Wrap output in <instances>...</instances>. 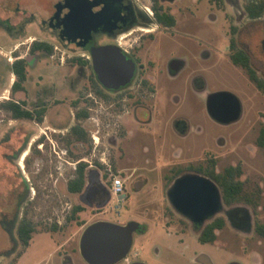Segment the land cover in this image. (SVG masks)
Wrapping results in <instances>:
<instances>
[{
	"label": "rangeland",
	"instance_id": "374dc122",
	"mask_svg": "<svg viewBox=\"0 0 264 264\" xmlns=\"http://www.w3.org/2000/svg\"><path fill=\"white\" fill-rule=\"evenodd\" d=\"M53 2L0 0V20L11 26L18 25L30 12L35 16L34 24L28 26L21 37L14 38L0 27V219H7V211L14 205L16 224L25 218L35 227L30 243L20 257L17 254L22 245L16 231V249L7 256L10 259L16 257V264H60L56 248L59 247L60 251L76 250L83 229L95 220L124 224L129 219L144 220L148 216L150 224L156 223L152 228L163 230L164 219L160 217L163 205L156 201L157 191L148 193V190L158 186L160 181H167L162 178L167 164L174 162L171 164L174 167L185 165L182 154L185 149L191 148L187 157L199 159L203 145L215 144L216 137L227 131L226 127L217 126L211 120L203 95L195 101H187L180 108L170 106L163 111L165 118L172 113H181L190 120L193 129L188 137L170 134L167 142L166 137L157 138L158 133L141 131L132 136L128 130L135 131L137 125L130 116L125 123L123 112L129 107H120L121 93L104 91L110 97L104 101L91 87L89 67L70 61L74 56L87 55V52L59 41L50 32L38 31L37 19L51 9ZM223 3V7H219L216 0H208L207 3V20L202 32L209 51L221 41H228L232 32L234 9ZM243 23L237 26V40L250 46L254 66L264 80V16L245 25ZM35 38L52 43V53H30L29 46ZM125 39L121 42L126 47ZM19 57L28 61L25 88L48 106L42 122L13 119L11 112L3 107L8 99L27 98L22 91L10 92L15 79L10 65ZM206 79L207 92L230 91L242 99L241 119L228 129L225 146L213 149L219 156V165L240 162L249 185L261 187L257 210L259 217L264 219V152L253 143L264 122V93L225 65L208 68ZM113 102L115 106H111ZM33 103L28 104L27 101V106L32 107ZM82 110H86L88 116L78 120L74 114ZM75 123H79L86 133L82 140H78L71 131ZM199 126L203 132L194 129ZM24 149L26 153L22 157ZM180 153L182 157H179ZM84 160L97 166V169L92 168L95 172L89 170L91 189L88 192L84 186L81 192H70L68 180L74 177L77 162ZM124 167L127 171L119 176L124 180L125 200L118 204L107 189L94 182L95 173L97 171V176L108 188L111 181L108 168L118 174L116 170ZM73 205H81L83 210L69 219ZM156 238L157 245L162 248L172 242L162 234H157ZM10 245L0 225V253L8 250ZM230 245L234 248L248 245L264 251V238L239 235ZM238 256L237 252L228 254V258ZM3 260L0 256V264H4ZM83 262L80 254L75 256L76 264Z\"/></svg>",
	"mask_w": 264,
	"mask_h": 264
},
{
	"label": "flooded vegetation",
	"instance_id": "af4514ba",
	"mask_svg": "<svg viewBox=\"0 0 264 264\" xmlns=\"http://www.w3.org/2000/svg\"><path fill=\"white\" fill-rule=\"evenodd\" d=\"M247 1L216 0L219 7L224 6L223 2L233 7L232 14L235 21L228 41L225 43L221 41L210 51L202 32L207 20L208 0H76L73 9L78 12V17L72 27L80 30L70 36L62 33L66 27L64 16L70 11L65 0H54L51 9L37 19L35 25L41 33L50 32L59 41L87 52V55L80 56L88 59V65L84 66L90 69L91 87L104 101L110 99L103 93L104 91L121 93L120 107L127 105L130 109L123 112L125 123L130 116L137 125L135 131L128 130L132 136L141 131L148 132L147 134L158 133L157 138L166 137L167 142L170 134L180 138L188 137L193 129L190 120L181 113H172L165 118L163 111L170 106L180 108L187 101H195L203 95L211 120L217 126L227 129L224 135L216 137L215 144L203 145L199 159L187 157L191 152L189 147L182 153L185 156L184 166L174 167L171 165L174 162L167 164L162 178L164 177L168 182L160 181L158 186L148 190V193L157 191L156 201L159 205H163L164 209L160 214L164 219L163 230L152 228L156 223L153 221L154 223L150 224L148 216L144 220H127L124 224L130 221L137 223L132 232L131 245L126 255L113 264H264V251L260 248L248 245L234 248L230 245L239 235H258L264 238V235L258 232L260 226L264 227V219L259 217L257 210L260 206L261 187L249 185L240 162L219 165V156L215 153L216 149H213V147L221 149L225 146L228 129L241 119L242 99L231 92L239 101L240 111L237 118L227 122L212 117L207 107L208 97L214 93L206 90V75L210 67L228 66L232 71L239 72L246 82L257 87L250 77L249 70L233 60L234 54L243 51L248 58L249 66L257 73L252 49L248 44L238 41L236 36L237 26L240 23L244 22L245 25L264 16V11L259 17L248 16L245 8ZM219 10L223 11L222 8ZM34 18V13L30 12L29 16L18 25L11 26L7 21L0 20V27L14 38L21 37L26 33L27 27L34 24ZM165 35L167 37H164ZM25 37H28L27 34ZM232 37L234 41H231ZM123 38H126L124 40L126 47L121 42ZM129 40H132L131 43ZM104 45L118 46L134 65L129 81L117 88L103 86L93 69L90 48ZM133 87L134 90L127 91ZM22 92L27 94V98L24 99L25 108L33 110L47 105L41 103L42 100L38 96L33 97L26 88ZM21 100L23 99L16 101ZM27 101L28 104L34 101V105L27 106ZM111 106H115L114 102ZM74 116L79 120L88 115L80 116L77 111ZM72 126L79 127L80 131L74 132L78 140L84 139L86 133L82 126L79 123ZM262 126L264 122L259 128L257 137ZM194 129L204 131L201 126ZM257 137L253 143L264 152V148L257 143ZM38 147H41V144ZM210 150H213V153L212 151L210 153ZM21 153L23 157L26 150H22ZM182 154L180 153L179 157H182ZM80 164L84 165V172L92 168L97 169V166L88 160L78 161L75 173ZM107 166L110 167L109 164ZM168 172L171 174L167 175ZM187 175L204 177L215 188L217 203L205 215L186 214L177 209L173 202L171 192L175 181ZM11 208L7 211V219H0V225L11 242L8 250L0 253L4 264H16V257L10 259L7 256L16 249V231L23 219H19L16 224L14 205ZM157 234H162L172 242L167 243L163 248L160 247L156 241ZM56 249L55 253L60 264H76L75 256L80 254L79 247L72 251H60L59 247ZM231 252H237L240 256L228 258ZM83 264L89 263L84 260Z\"/></svg>",
	"mask_w": 264,
	"mask_h": 264
},
{
	"label": "water",
	"instance_id": "95a60500",
	"mask_svg": "<svg viewBox=\"0 0 264 264\" xmlns=\"http://www.w3.org/2000/svg\"><path fill=\"white\" fill-rule=\"evenodd\" d=\"M70 11L64 16L65 28L62 33L70 36L80 29H73L78 12L73 9L76 0H65ZM92 64L99 82L107 88H117L129 81L133 63L116 45L90 48ZM208 112L215 119L227 122L238 117L240 105L237 97L229 91H217L208 97ZM192 191L194 193H188ZM202 191V192H201ZM208 193V194H207ZM171 196L177 209L186 214L205 215L217 203V193L206 178L187 175L178 178ZM137 223L130 221L118 224L106 220H95L83 229L79 238V251L89 264H113L127 253L132 232Z\"/></svg>",
	"mask_w": 264,
	"mask_h": 264
},
{
	"label": "trees",
	"instance_id": "16d2710c",
	"mask_svg": "<svg viewBox=\"0 0 264 264\" xmlns=\"http://www.w3.org/2000/svg\"><path fill=\"white\" fill-rule=\"evenodd\" d=\"M246 11L248 16L250 17H259L264 11V0H248L245 4ZM231 41H234V38H231ZM30 53L34 54L35 52H42L44 54H51L53 51V44L44 41V40H34L29 46ZM233 60L235 62L240 63L244 67L249 70L250 77L254 80L257 87L264 92V80L260 78L256 71L251 69L248 64V58L243 51H240L233 55ZM71 62L79 64V65H88V59L84 56H74L70 59ZM27 66L28 61L25 58L19 57L16 58L10 65V71L15 75V79L10 86L11 94H14L17 91H25L24 83L27 79ZM93 84L95 82L93 81ZM26 101L23 99L21 101H16L14 99H8L3 103V107L10 111L13 118H23L29 120H36L37 122H42L48 106L43 105L39 108H35L33 110L27 109L24 107ZM80 116H87L88 112L86 110L80 111ZM79 127L72 126L71 131L77 132ZM80 131V130H79ZM82 133H84L81 130ZM257 143L264 148V126L260 129L259 135L257 137ZM85 185V172L84 165L80 164L77 169L75 176L68 180L67 188L70 192L77 193L81 192ZM83 210V206L81 205H73L71 209V214L68 217L69 219H73L77 212ZM35 232V227L27 219H22L18 228H17V238L22 245L21 250L18 252L17 256L25 250V248L29 245V242L32 238V234ZM258 232L264 235V227H259Z\"/></svg>",
	"mask_w": 264,
	"mask_h": 264
},
{
	"label": "built area",
	"instance_id": "2783aa9c",
	"mask_svg": "<svg viewBox=\"0 0 264 264\" xmlns=\"http://www.w3.org/2000/svg\"><path fill=\"white\" fill-rule=\"evenodd\" d=\"M108 170L111 175V181L109 185L110 192L115 197V202L121 204V202L125 200V195L123 194L124 180L118 174L112 173L110 168H108Z\"/></svg>",
	"mask_w": 264,
	"mask_h": 264
},
{
	"label": "crops",
	"instance_id": "0c3cea01",
	"mask_svg": "<svg viewBox=\"0 0 264 264\" xmlns=\"http://www.w3.org/2000/svg\"><path fill=\"white\" fill-rule=\"evenodd\" d=\"M92 170H94V172H95V169H92ZM127 171V168L126 167H124V168H121V169H117L116 170V172L118 173V175L119 174H123V173H125ZM96 178H95V180H94V182H98L101 186H102V188L103 189H107L109 192H110V189H109V187L107 188V187H105L104 186V184H103V181H102V179H101V177L100 176H97V171H96ZM130 175V174H129ZM128 175V176H129ZM90 181H89V170H86L85 171V187H87V190H88V192L90 191V189H91V185H92V183L90 184L89 183ZM111 193V192H110ZM30 243V242H29ZM22 254V253H21ZM21 254H20V256H21ZM19 256V257H20Z\"/></svg>",
	"mask_w": 264,
	"mask_h": 264
}]
</instances>
